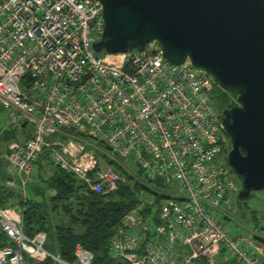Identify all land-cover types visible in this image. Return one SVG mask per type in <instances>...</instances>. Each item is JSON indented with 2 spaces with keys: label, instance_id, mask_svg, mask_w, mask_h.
Wrapping results in <instances>:
<instances>
[{
  "label": "built area",
  "instance_id": "1",
  "mask_svg": "<svg viewBox=\"0 0 264 264\" xmlns=\"http://www.w3.org/2000/svg\"><path fill=\"white\" fill-rule=\"evenodd\" d=\"M104 28L98 0H0L2 127L29 125V138L12 140L2 156L8 187L24 191L43 150L58 168L96 193L118 187L120 175L97 157L85 137L107 147L110 159L130 158L150 180L175 191L155 222L144 216L147 198L127 212L110 248L127 264H264L255 232L231 234L218 213L235 187L222 156L228 135L211 93L217 85L188 59L169 63L156 41L142 51L96 52ZM104 52V53H102ZM0 226L16 244L0 248V264H23L50 254L45 234L28 237L22 208H0ZM80 264L92 253L75 249ZM55 259L57 257L53 256ZM59 260V259H58Z\"/></svg>",
  "mask_w": 264,
  "mask_h": 264
},
{
  "label": "water",
  "instance_id": "2",
  "mask_svg": "<svg viewBox=\"0 0 264 264\" xmlns=\"http://www.w3.org/2000/svg\"><path fill=\"white\" fill-rule=\"evenodd\" d=\"M104 28L96 52L142 51L156 41L171 64L187 59L237 95L220 111L239 200L264 189V0H98Z\"/></svg>",
  "mask_w": 264,
  "mask_h": 264
},
{
  "label": "trees",
  "instance_id": "3",
  "mask_svg": "<svg viewBox=\"0 0 264 264\" xmlns=\"http://www.w3.org/2000/svg\"><path fill=\"white\" fill-rule=\"evenodd\" d=\"M235 96L236 94L217 85L211 93L214 105L219 111L234 106ZM3 113L4 110L0 106V154L5 151L8 142L19 138L26 139L31 135L29 125L20 128L2 127ZM229 140L228 137L227 148L220 154L223 160L224 154L230 148ZM97 145L103 151H107V147L102 143L98 142ZM48 158V151L43 150L34 164L25 192L19 186L5 185V180L9 178V169L6 160L0 158V208H22L24 234L33 237L38 232L44 233L43 247L50 254L43 260H37L22 252L23 264H80L75 255L78 245L92 253L90 264H127L124 259L112 256L110 244L116 229L122 217L147 198H153L154 204H146L144 216H150L153 221L158 222L160 204L171 198L158 188L166 185L159 179L150 180L141 167L134 173L121 159L105 158L104 161L122 180L115 190L96 193L83 180L58 168ZM101 164L97 161L94 170ZM261 231L255 232L254 238L264 245V229ZM49 236L53 241L51 248L45 246ZM4 247L15 248L16 244L0 226V248ZM196 264L209 263L204 259H198Z\"/></svg>",
  "mask_w": 264,
  "mask_h": 264
},
{
  "label": "rangeland",
  "instance_id": "4",
  "mask_svg": "<svg viewBox=\"0 0 264 264\" xmlns=\"http://www.w3.org/2000/svg\"><path fill=\"white\" fill-rule=\"evenodd\" d=\"M236 97L237 95L233 97V99H235L237 104ZM85 140L87 141L88 144H91L89 145V149L95 153L98 161H100L101 163H103L105 158L111 157L107 151L106 152L103 151L97 145L98 141L93 137H91L90 134H88L85 137ZM226 154H224L225 156L224 161L228 166ZM1 156L2 154H0V158ZM121 161L132 172L137 173V171L139 170V165L135 163L132 159L124 158L121 159ZM231 173L236 188L234 189V191L228 194V198L224 203V208H225L224 211L219 212L217 214L219 220L223 222V224L230 231L231 234L250 233V231H254L258 233L261 231V229H264V189L256 190L252 192V196L249 197L248 199L239 200L237 198V192L241 186V178L237 176V174L233 170H231ZM175 187H176V183L173 182L171 186H166L162 188L158 187V188L160 189V191L163 190L168 192H174ZM255 242L257 243V240H255ZM52 245H53V241L52 238L49 236L46 239L45 246L47 248H51Z\"/></svg>",
  "mask_w": 264,
  "mask_h": 264
},
{
  "label": "flooded vegetation",
  "instance_id": "5",
  "mask_svg": "<svg viewBox=\"0 0 264 264\" xmlns=\"http://www.w3.org/2000/svg\"><path fill=\"white\" fill-rule=\"evenodd\" d=\"M229 151V150H228ZM228 151H227V153H228ZM227 155V154H226ZM237 176H239L238 174H237ZM241 178V177H240ZM239 190V189H238Z\"/></svg>",
  "mask_w": 264,
  "mask_h": 264
}]
</instances>
